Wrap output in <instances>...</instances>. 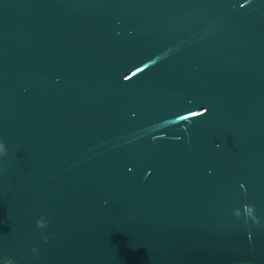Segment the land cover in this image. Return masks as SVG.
<instances>
[{"label": "water", "instance_id": "95a60500", "mask_svg": "<svg viewBox=\"0 0 264 264\" xmlns=\"http://www.w3.org/2000/svg\"><path fill=\"white\" fill-rule=\"evenodd\" d=\"M0 143L4 264H264V0H0Z\"/></svg>", "mask_w": 264, "mask_h": 264}, {"label": "clouds", "instance_id": "9594fccd", "mask_svg": "<svg viewBox=\"0 0 264 264\" xmlns=\"http://www.w3.org/2000/svg\"><path fill=\"white\" fill-rule=\"evenodd\" d=\"M0 155H7V148L3 143H0Z\"/></svg>", "mask_w": 264, "mask_h": 264}, {"label": "snow or ice", "instance_id": "6c2138e0", "mask_svg": "<svg viewBox=\"0 0 264 264\" xmlns=\"http://www.w3.org/2000/svg\"><path fill=\"white\" fill-rule=\"evenodd\" d=\"M129 171H131V169H129ZM0 264H4L2 259H0Z\"/></svg>", "mask_w": 264, "mask_h": 264}]
</instances>
